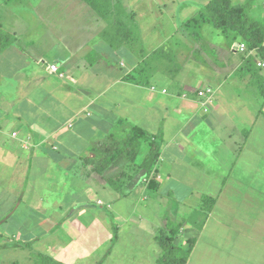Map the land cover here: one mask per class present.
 Instances as JSON below:
<instances>
[{
	"label": "crops",
	"instance_id": "0c3cea01",
	"mask_svg": "<svg viewBox=\"0 0 264 264\" xmlns=\"http://www.w3.org/2000/svg\"><path fill=\"white\" fill-rule=\"evenodd\" d=\"M210 1L97 0L94 7L87 0H0V241L8 233H29L27 248L42 246L35 242L68 222L66 215L54 219L47 199L58 185L71 202L78 184L82 196H75L67 216L73 214L85 234L98 225L92 249L99 251V264L112 258L115 264L157 263L155 236L170 225L183 240L195 238L185 264H264L263 181L249 177L240 160L254 127L264 124V100L250 95L248 86L256 72L264 78L258 64L264 61L238 47L246 45L240 35L200 17ZM231 2L264 22V0ZM50 64L58 70L50 72ZM205 86L215 91L206 112L195 94ZM132 126L145 131L157 158L150 165H141L145 157L136 163L119 158L102 173L94 170L95 154ZM29 137L38 144L30 150L21 142ZM84 154L90 156L81 165ZM120 174L125 184L109 187ZM152 177L155 190L147 188ZM37 185L41 196L34 199ZM87 191L101 202L98 213H91ZM83 199L87 219L78 206ZM141 199L143 216L136 207ZM123 200L130 208L122 211ZM44 221L48 226L39 227ZM136 233L148 239L137 247ZM126 238L132 255L124 261L114 257V247ZM86 246L79 242L78 250ZM141 249L145 254L136 255ZM50 251L54 258L59 252Z\"/></svg>",
	"mask_w": 264,
	"mask_h": 264
},
{
	"label": "rangeland",
	"instance_id": "374dc122",
	"mask_svg": "<svg viewBox=\"0 0 264 264\" xmlns=\"http://www.w3.org/2000/svg\"><path fill=\"white\" fill-rule=\"evenodd\" d=\"M257 10L259 11V13H261L263 11L262 8H258ZM257 18L262 23H264L262 21V19L260 18L259 14L257 15ZM76 24H77V22L75 21L74 25H76ZM248 86L251 87L249 90L251 93L250 95H252V96L254 95V97H257L259 99L260 95L258 93V87H257L256 81H253V80L250 81V79H249ZM221 91H222L221 92V98L224 99V97L228 93V86L223 87ZM230 96H232L234 98V96L232 95V91L230 92ZM60 113H63V111L60 110ZM241 120H243V119H241ZM146 122H147L146 120L142 121V123H140L141 124L140 126L144 127ZM249 122L250 121L247 118V125H243V126L245 128L250 126ZM30 138L31 137L21 140V142L23 143V147L28 149V150H30L31 148H35V144H36V143L35 144L32 143V141L29 142L28 139L30 140ZM119 139H121V138H119ZM119 139H116V140H119ZM148 144L149 143L147 140H145V138L141 139L140 144H139L140 150H139V153L136 157L135 163L139 162L142 158L145 157L144 154L146 152H148V150H149ZM36 145L38 146V144H36ZM110 148H112V146H110ZM141 150L143 153L140 152ZM30 155H32V153H29L27 151L28 158H31ZM89 156L90 155H88V154H84L80 159V161H81L80 164L82 165L83 161L87 160L89 158ZM100 157H103V155L101 156V153L100 154L97 153V154H95L94 159L97 160ZM65 159H69V158H65ZM240 160H241V163L243 165L245 164L246 169L248 171L247 172L248 176L251 178H255L258 181H263V187H264V124H259V125H256L254 127L252 136L249 140L247 150H245V152H242ZM68 163L69 162L67 160L62 161L60 163L59 172H61L62 170L64 171L67 168ZM71 166L75 167L73 164H71ZM75 169L78 170V166ZM75 169L72 170L71 172L73 173V171H75ZM122 176H123V178H122ZM70 179H71V185H73V175H71ZM116 179H117L118 183H120L119 186H122L123 184H125L123 182L127 181V179L124 177V175H121V174L118 175L116 177ZM94 180L95 179H93L91 181H94ZM91 181H87V182H91ZM65 185H67V183ZM112 185H113V183L112 184L108 183L109 187H112ZM76 186H78V184H76L72 187V188H75V190H73V189L71 190L73 192V193L71 192V194H70L71 202L73 199H75L76 195L82 196V189H81V192L78 193V189L76 188ZM254 186L255 185L252 184V187H254ZM57 189L60 190L61 189L60 186L58 187V185H57L56 188H54L55 192H53L51 194V196L48 199L47 198L46 199H47L48 204L52 207V209H56V211H54V213H55L54 219L57 220V219H59V217L62 218L63 215H66V217L68 218V222L66 221L65 224H63V225H62V223L61 224L59 223V225L56 226V229H54L53 231L51 230V232L49 233L48 239H46V240L41 239V240L35 242L38 244H43L42 246H39V248L34 246L32 249H30V248H27V247L22 245V242L24 240H27L28 238H30L31 235L29 233L28 234L17 233L14 237H11L12 233H8L7 239H1L2 241H0L1 244L4 242L3 244L7 245L6 249L3 248L2 251H0V253H2L1 254L2 255V261L5 262V263L1 262V264H6V263L11 264V263L16 262V261L20 262V263L29 262V261L34 260V255H36V253L41 252V253L47 254V253H45V251L47 250L51 254L50 249L59 251L57 254L60 255L61 257L55 253L56 254L55 259L58 261H60L59 260V258H60V259H65V260H72L73 263H71V264H97L96 262L98 261L99 251H98V249L97 250H95L94 248L92 249V247L94 244L93 243V238H94L93 236H98V231H96L98 225H96V224L90 225V227H88V230L85 234L84 233L85 230H84L83 225L79 224L75 221L76 219H74L73 214L71 216H67L68 211L72 207H74L73 206L74 200L72 203L69 202V199H68L69 196L67 194L63 195V193H60ZM41 190H42V188H40L37 185L35 192L31 193L34 199L39 198L41 196ZM86 193L89 196L90 200H92V202H94V205L93 204L88 205V206L92 207V209H93V212H91V213H98V211H96V210H98V204L97 203L101 204V202L98 201V198L95 197L96 195H94L93 192L87 191ZM27 194H29V193H27ZM148 194H149V197L153 195L151 192H149ZM81 201L82 202L80 204H78V206H80V208L83 209V211L80 212L81 213L80 215L83 218L87 219L88 213L90 214V208L87 206L83 207L82 204H84V199ZM68 202H69V204H68ZM92 202L90 201V203H92ZM3 204H4V200L0 199V206L1 205L3 206ZM145 205H146L145 202H143V200L141 199L140 202L136 206L138 209H141L142 216L145 215L144 214L145 207L147 206V205L146 206ZM119 206H121V207L123 206L122 211L126 208H130V205L128 204L127 200H123V205H122V203H119ZM147 208H150V207H147ZM158 210H160V209H158ZM17 218L18 219H15L14 221L19 222L20 219L24 218V216L17 217ZM70 218H72V219H70ZM145 218H146V216H145ZM99 221H102V218L97 216L96 222L98 223ZM49 222L50 221H44V223L39 225V227L46 228L48 226L47 224H49ZM13 226L14 225L10 226L9 228H6V231L10 230ZM168 228H172V225H170ZM176 228H178V227H176ZM3 229H5V228H3ZM161 229L162 228H159L158 232H160ZM163 229L165 230L166 227ZM165 233H168V232H165ZM172 235L174 237L173 241H172L173 245H175L177 247L182 245V242L185 240V239L183 240V235H181V233L180 234L179 233L178 234L173 233ZM80 236H82L83 241L79 240ZM135 236H136V238H139L137 242L134 241V246H136V247L139 246L138 242L140 243L143 240H145V241L148 240L145 238L144 234H137L136 233ZM48 241L51 242V245ZM129 241H131V239L126 238V239H123L122 241H119V243L115 245L114 257L120 256V259L124 260V261H125V259H129V257L132 255L131 254L132 248L126 244ZM79 242H81V244L86 243V245H87L86 247L82 248V251L78 250ZM122 243H125L123 245V247H121ZM44 244L46 245V247ZM95 244H96V242H95ZM92 252H94V254ZM135 252L137 253L136 255L145 254V250H143V249H141L140 251L135 250ZM78 253H80V254H78ZM117 253H119V254H117ZM115 263H118L117 258H112L111 260H108L107 262H105V264H115ZM155 264H160V261H158Z\"/></svg>",
	"mask_w": 264,
	"mask_h": 264
},
{
	"label": "trees",
	"instance_id": "16d2710c",
	"mask_svg": "<svg viewBox=\"0 0 264 264\" xmlns=\"http://www.w3.org/2000/svg\"><path fill=\"white\" fill-rule=\"evenodd\" d=\"M94 7L97 4V0H87ZM200 17L206 18L211 21L216 28L221 29L225 33L235 32V35H240L242 40L246 43V47L249 50H254L260 58L264 61V24L259 22L254 17H252L248 12L245 6L243 5H233L231 0H211L205 7V11L202 12ZM197 18H194L193 21H197ZM256 72V71H255ZM253 74L257 79L258 93L261 98L264 100V78L260 75ZM146 137L145 131L138 127L132 126L130 131L121 139H119L112 148H103L100 153L101 156L97 160H92L91 162L94 165V170L98 173H102L106 168L115 160L119 158H124L129 162L135 161L136 156L140 150V141ZM149 153L145 156L141 165H150L153 160L157 158V152L155 146H152V143L149 144ZM151 170V168H149ZM148 170V172H149ZM152 177L147 182V188L149 190H155L157 188V183ZM109 184H112V188H120V183L117 179H109ZM210 200L208 197H204L203 202L209 203ZM211 203L213 200L211 199ZM175 228H168L164 230L163 228L155 236V239L161 249V255L159 257L160 264H185L189 254L193 248L195 238L190 237L184 241L179 247L173 245V233H175ZM168 232V233H165ZM31 242H22V245L27 247ZM102 260L99 259L97 264ZM7 264V263H6ZM11 264H65L56 260L53 256L36 253L34 255V260L29 262H13Z\"/></svg>",
	"mask_w": 264,
	"mask_h": 264
},
{
	"label": "built area",
	"instance_id": "2783aa9c",
	"mask_svg": "<svg viewBox=\"0 0 264 264\" xmlns=\"http://www.w3.org/2000/svg\"><path fill=\"white\" fill-rule=\"evenodd\" d=\"M241 50H244L246 48V45L241 43L238 46ZM259 65H264V63H260L258 62ZM47 68L50 70V72H56L58 70V67L56 64H50L47 65ZM156 89L155 86L151 87V90L154 91ZM162 92H165V89L161 90ZM196 96L199 99V104L201 107V110L206 112L210 109V107L212 106V102L214 99V91L211 87L209 86H205V87H201L199 89H197L196 91ZM15 135V134H13Z\"/></svg>",
	"mask_w": 264,
	"mask_h": 264
}]
</instances>
